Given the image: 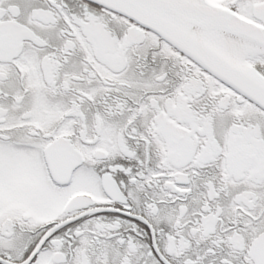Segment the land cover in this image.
<instances>
[{
    "label": "flooded vegetation",
    "instance_id": "af4514ba",
    "mask_svg": "<svg viewBox=\"0 0 264 264\" xmlns=\"http://www.w3.org/2000/svg\"><path fill=\"white\" fill-rule=\"evenodd\" d=\"M0 264H264V109L90 0H0Z\"/></svg>",
    "mask_w": 264,
    "mask_h": 264
},
{
    "label": "water",
    "instance_id": "95a60500",
    "mask_svg": "<svg viewBox=\"0 0 264 264\" xmlns=\"http://www.w3.org/2000/svg\"><path fill=\"white\" fill-rule=\"evenodd\" d=\"M90 1L154 31L264 109V78L225 46L264 57V28L208 0Z\"/></svg>",
    "mask_w": 264,
    "mask_h": 264
},
{
    "label": "bare ground",
    "instance_id": "6f19581e",
    "mask_svg": "<svg viewBox=\"0 0 264 264\" xmlns=\"http://www.w3.org/2000/svg\"><path fill=\"white\" fill-rule=\"evenodd\" d=\"M232 54H234L235 57H237L238 59L241 58L243 55L242 50H244L243 47H241L240 45H236V44H227L225 45Z\"/></svg>",
    "mask_w": 264,
    "mask_h": 264
}]
</instances>
